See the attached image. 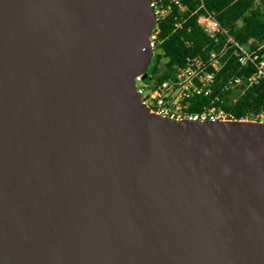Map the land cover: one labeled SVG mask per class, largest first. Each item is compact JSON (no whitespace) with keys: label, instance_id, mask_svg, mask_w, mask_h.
I'll use <instances>...</instances> for the list:
<instances>
[{"label":"water","instance_id":"1","mask_svg":"<svg viewBox=\"0 0 264 264\" xmlns=\"http://www.w3.org/2000/svg\"><path fill=\"white\" fill-rule=\"evenodd\" d=\"M151 0H0V264H264V123L136 92Z\"/></svg>","mask_w":264,"mask_h":264},{"label":"trees","instance_id":"2","mask_svg":"<svg viewBox=\"0 0 264 264\" xmlns=\"http://www.w3.org/2000/svg\"><path fill=\"white\" fill-rule=\"evenodd\" d=\"M153 1V0H151ZM171 0H163L168 5ZM184 7L173 4L168 16L161 23L162 44L158 54L149 63V75L157 85L164 81H180L183 71L187 68L199 72L197 63L200 58L204 68L211 70L209 59L214 53H220L226 46V51L220 57L222 67L216 71L215 80L211 85L220 91L217 104L238 114L247 113L264 101V82L254 84L243 93L238 90H221L233 77H248L254 70L252 64L241 67L233 54L235 41L248 46L252 50L261 47L259 53L264 56V0H181ZM204 4V8L200 6ZM214 13L222 27L228 33H220L217 37L210 36L199 24L198 18L202 13ZM179 24V27H176ZM190 74V73H189ZM198 82L197 77H194ZM241 93V94H240ZM211 95H195L187 98L188 110L196 113L204 110L212 101Z\"/></svg>","mask_w":264,"mask_h":264},{"label":"built area","instance_id":"3","mask_svg":"<svg viewBox=\"0 0 264 264\" xmlns=\"http://www.w3.org/2000/svg\"><path fill=\"white\" fill-rule=\"evenodd\" d=\"M202 1L204 3V0ZM203 3L200 6L201 8H204ZM173 4H177L180 8L184 7L181 0H171L168 5H164L163 0L151 1V6L155 11L157 20L155 27L152 29L149 41V48L152 51V59L158 54L159 47L163 41L161 39V23L171 12ZM198 22L212 37H217L220 33H228V31L222 27L216 15L208 10L199 15ZM179 26V24H176V27ZM228 41H231L234 44L233 54L237 58L241 67H247L252 64L254 70L246 78H231L221 90H238L241 88V93H243L248 87L264 82V56L259 53L261 47L252 50L248 46L235 41L232 37H230ZM226 48L227 47L225 46L220 53H214L211 56L209 64L212 66V69L210 71L204 68V62L200 60V58H196L193 62L197 63L200 71L194 72L188 67L187 72L190 74L183 71L180 81H164L155 85L152 82V79L144 78L145 73L136 75L135 87L136 92L141 98V103L148 108L151 113L162 117H169L177 121L183 119H221L233 122L264 123V101L257 106V108L244 114H238L233 110H227L217 104L220 99V91L215 93L218 89L211 85V83L215 80L216 71L222 67L220 57L226 51ZM195 76L197 77L198 82L195 81ZM201 94L207 96L213 94L211 103L201 112H190L188 110V104L184 103L185 100Z\"/></svg>","mask_w":264,"mask_h":264},{"label":"rangeland","instance_id":"4","mask_svg":"<svg viewBox=\"0 0 264 264\" xmlns=\"http://www.w3.org/2000/svg\"><path fill=\"white\" fill-rule=\"evenodd\" d=\"M147 72H148V73L150 72L149 68H148Z\"/></svg>","mask_w":264,"mask_h":264}]
</instances>
